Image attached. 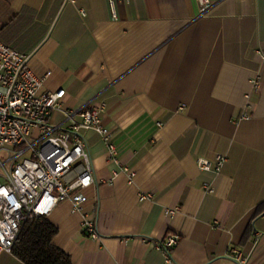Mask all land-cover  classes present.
<instances>
[{"label": "crops", "instance_id": "1", "mask_svg": "<svg viewBox=\"0 0 264 264\" xmlns=\"http://www.w3.org/2000/svg\"><path fill=\"white\" fill-rule=\"evenodd\" d=\"M209 1L127 0L113 20L106 0H0V41L50 74L41 93L64 90V111L105 105L116 161L84 131L97 184L80 213L46 217L71 264H239L232 250L264 264V0ZM217 154L221 173L198 169Z\"/></svg>", "mask_w": 264, "mask_h": 264}, {"label": "built area", "instance_id": "2", "mask_svg": "<svg viewBox=\"0 0 264 264\" xmlns=\"http://www.w3.org/2000/svg\"><path fill=\"white\" fill-rule=\"evenodd\" d=\"M67 2L68 0H64ZM113 20L116 6L127 0H106ZM205 14L209 0H195ZM264 59V54L260 55ZM29 57L18 53L0 41V254H11L21 228L28 220L46 218L63 202L71 204L72 213H80L87 202L85 191L95 186L96 179L84 131H92L105 144L110 161H116V149L111 133L102 121L104 103L88 109L64 111V90L41 93L49 73L37 77L28 66ZM256 85V81H253ZM52 112H60L66 128L52 125ZM226 157L217 154L214 160L200 159V171L219 174ZM134 173L127 172L128 184ZM211 192V189H208ZM143 196L140 199H150ZM177 209L166 213L173 216ZM82 233L93 240L99 236L94 222L86 216L81 222ZM176 245L170 237L161 247ZM230 257L243 261L237 251Z\"/></svg>", "mask_w": 264, "mask_h": 264}, {"label": "trees", "instance_id": "3", "mask_svg": "<svg viewBox=\"0 0 264 264\" xmlns=\"http://www.w3.org/2000/svg\"><path fill=\"white\" fill-rule=\"evenodd\" d=\"M264 212L257 208L255 216ZM56 228L46 219L28 220L21 228L12 249V255L23 264H71L70 258L52 244Z\"/></svg>", "mask_w": 264, "mask_h": 264}, {"label": "rangeland", "instance_id": "4", "mask_svg": "<svg viewBox=\"0 0 264 264\" xmlns=\"http://www.w3.org/2000/svg\"><path fill=\"white\" fill-rule=\"evenodd\" d=\"M0 157H1V159H3V154H1V156H0Z\"/></svg>", "mask_w": 264, "mask_h": 264}]
</instances>
